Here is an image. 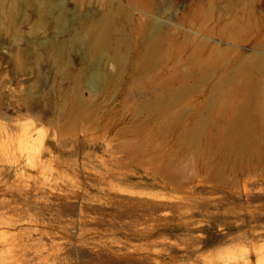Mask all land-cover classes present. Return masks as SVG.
<instances>
[{
    "label": "rangeland",
    "instance_id": "rangeland-1",
    "mask_svg": "<svg viewBox=\"0 0 264 264\" xmlns=\"http://www.w3.org/2000/svg\"><path fill=\"white\" fill-rule=\"evenodd\" d=\"M0 264H264V0H0Z\"/></svg>",
    "mask_w": 264,
    "mask_h": 264
},
{
    "label": "bare ground",
    "instance_id": "bare-ground-1",
    "mask_svg": "<svg viewBox=\"0 0 264 264\" xmlns=\"http://www.w3.org/2000/svg\"><path fill=\"white\" fill-rule=\"evenodd\" d=\"M103 38H104V35L102 36V39H100V41L104 42ZM100 77H101V74H100L99 71L94 73L91 76V81L93 82V84H97V82L99 81Z\"/></svg>",
    "mask_w": 264,
    "mask_h": 264
}]
</instances>
